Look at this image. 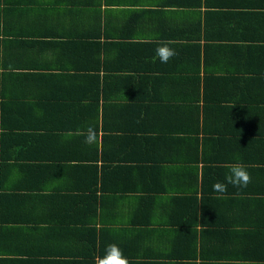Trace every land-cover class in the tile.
<instances>
[{"label": "crops", "instance_id": "crops-1", "mask_svg": "<svg viewBox=\"0 0 264 264\" xmlns=\"http://www.w3.org/2000/svg\"><path fill=\"white\" fill-rule=\"evenodd\" d=\"M203 97L205 140L181 133ZM235 163L251 183L214 192ZM193 230L202 257L169 256ZM224 230L264 256V0H0L2 264H94L113 242L131 264H264L227 259Z\"/></svg>", "mask_w": 264, "mask_h": 264}, {"label": "trees", "instance_id": "trees-1", "mask_svg": "<svg viewBox=\"0 0 264 264\" xmlns=\"http://www.w3.org/2000/svg\"><path fill=\"white\" fill-rule=\"evenodd\" d=\"M202 100L205 103L204 105L197 106L191 113L189 112V113H187L185 115V122H184L185 127L181 129V133H187V132L195 131L194 132L195 135H197L199 137V135L201 134V136L205 140V139H207L206 134H208V133L211 132L210 130L208 131L206 128H209V126H208V115L209 114H212V113H210V111H208V106L206 105L207 99L205 97H203ZM212 116L214 118V115L213 114H212ZM94 127L95 128H100L102 131H104V128H105V126H103L102 122L100 123V126H99V124L97 122V118L95 120ZM212 130L215 131V129H212ZM175 131H178L179 132V130H175ZM184 140H187V139L185 138ZM195 141H196V149L198 150L199 141H201V139L200 138H196ZM184 152H185V154L187 153V151H185V147H184ZM192 158L194 159V161L193 162L189 161ZM204 160H206V159L204 157H201V156L199 157V155H198V157H197V155H195L194 157H189L188 156L187 157V160L185 161V164H187V166H189V165H192V164L197 165V164L202 163V166H203L206 163ZM187 166L185 165L184 167L186 168ZM194 168L196 170L195 171V176H194V178H190V181H192V182H198V188H196L194 190L193 200L196 201V199H197L196 198V194L198 192V189H200L201 190V194H200L199 201L203 205L204 200L206 198L205 191H204L205 190V187H206L205 186L206 179L202 176V170H201V175L198 176L197 175L198 174L197 173V168L196 167H194ZM191 208L192 207H189L188 208L187 213H186L187 215L191 211ZM196 222L197 221L195 219L194 222H193L194 224H192V223L189 224V225L186 224L185 225V229L186 228H190V227H195V225H196L195 223ZM225 231L227 232L226 233L227 235L224 238L225 244H226V248L228 247L231 252H234V255L233 256L232 255H227L226 256L227 259H232V260L238 259V260L244 261V262L254 261L255 259H258V260H255V261H259L260 263H262L264 261L263 260L264 259V256L260 258V257H257V256L252 255L253 252H255V250H257V249H251L252 245H255L253 242L243 241L242 245H240V243L242 242V241H240V239H243L244 240V237L241 234V232H240V235L238 233L240 230H233V231H231V230H224V232ZM194 232L195 231L193 230V234L192 235L191 234L185 235V237H188L189 235H191L190 237H192V240H191V242L188 241V242H185L184 243V244H188L189 243L190 245H193V247H192L193 251L190 250L189 253L183 254V255L177 254L174 251L173 252L170 251L168 253V255L171 256V257L178 256L179 255V258L180 259H183V258H194V259H196L197 257H202L201 252L198 253V251H196V247L195 246H196L197 239L195 240L196 234H194ZM234 232L237 235H234ZM238 247L239 248H242L244 250H248V252L246 253V251H244V252H241L242 255H239L238 254V251H235V249H238ZM94 256H95L94 254H89V257L88 258H90V259L87 258L88 260L86 259V261L91 263V260L94 258ZM181 256H183V257H181ZM162 258H164V256L155 257L154 260H151L149 262V264H196L194 262H190V263H185V262H172V263H169V262L162 261ZM2 262H3V260L0 261V264H2ZM94 264H95V262H94Z\"/></svg>", "mask_w": 264, "mask_h": 264}, {"label": "clouds", "instance_id": "clouds-1", "mask_svg": "<svg viewBox=\"0 0 264 264\" xmlns=\"http://www.w3.org/2000/svg\"><path fill=\"white\" fill-rule=\"evenodd\" d=\"M156 56L160 59L161 63H167L171 58L178 53L173 47L168 44H162L156 50ZM84 143L92 146L99 142V135L93 125L87 126L84 133ZM251 174L246 166L240 163H235L231 166L230 171L226 174L224 181L217 180L212 189L216 193L223 194L227 191L228 185L234 187H247L251 183ZM95 264H131L129 258L124 254L123 249L118 243H109L104 251L103 256L96 258Z\"/></svg>", "mask_w": 264, "mask_h": 264}]
</instances>
